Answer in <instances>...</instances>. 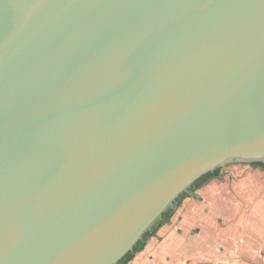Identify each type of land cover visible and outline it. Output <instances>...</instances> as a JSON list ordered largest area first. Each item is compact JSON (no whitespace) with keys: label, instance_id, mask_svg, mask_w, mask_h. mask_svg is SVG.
I'll use <instances>...</instances> for the list:
<instances>
[{"label":"water","instance_id":"water-1","mask_svg":"<svg viewBox=\"0 0 264 264\" xmlns=\"http://www.w3.org/2000/svg\"><path fill=\"white\" fill-rule=\"evenodd\" d=\"M259 163L264 0H0V264H119Z\"/></svg>","mask_w":264,"mask_h":264},{"label":"crops","instance_id":"crops-1","mask_svg":"<svg viewBox=\"0 0 264 264\" xmlns=\"http://www.w3.org/2000/svg\"><path fill=\"white\" fill-rule=\"evenodd\" d=\"M225 172L184 198L127 264H264V185Z\"/></svg>","mask_w":264,"mask_h":264},{"label":"rangeland","instance_id":"rangeland-1","mask_svg":"<svg viewBox=\"0 0 264 264\" xmlns=\"http://www.w3.org/2000/svg\"><path fill=\"white\" fill-rule=\"evenodd\" d=\"M222 170L226 171L225 173L230 180H238L239 183L243 181L242 183H247L248 185L256 182L264 185V166L257 164H237L229 165L222 168ZM242 185L244 186L245 184ZM262 205H264V201Z\"/></svg>","mask_w":264,"mask_h":264},{"label":"trees","instance_id":"trees-1","mask_svg":"<svg viewBox=\"0 0 264 264\" xmlns=\"http://www.w3.org/2000/svg\"><path fill=\"white\" fill-rule=\"evenodd\" d=\"M257 165L264 166V164H262V163H259V164H257ZM220 171H221V169H217L215 172L210 173V174H207V175H205L204 177H202L199 181H197L195 187H194L193 190H192V193H194V191H196V190L199 189L201 186H203L204 184H206L207 182H209L212 178L216 177V176L220 173ZM192 193H191V194H192ZM191 194H188V195H184V196H182V197L179 199V201H178V203H177V206L181 203V201H182L184 198L191 196ZM177 206H176V207H177ZM174 211H175V209L172 210V211H170L169 213L165 214L164 220H163L162 222H160V223L157 225V227H155V229H154L152 232L148 233V234L145 236V239H144L143 241H141V242L136 246L135 250L132 251V252H130V253H129L124 259H122V260L119 262V264H127L130 260H132V259L135 257V255H136L137 252H140L141 250H143V249L145 248V246H146L147 240H148L151 236H153V235L156 233V231L158 230V228H159L162 224H164L165 222H167V221L170 220V218H171L172 215L174 214Z\"/></svg>","mask_w":264,"mask_h":264}]
</instances>
